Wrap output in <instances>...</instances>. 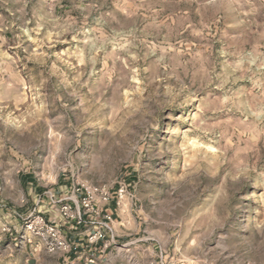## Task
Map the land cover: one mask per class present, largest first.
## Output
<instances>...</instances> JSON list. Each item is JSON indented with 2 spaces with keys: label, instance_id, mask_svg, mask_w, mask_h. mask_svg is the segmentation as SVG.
I'll return each instance as SVG.
<instances>
[{
  "label": "rangeland",
  "instance_id": "1",
  "mask_svg": "<svg viewBox=\"0 0 264 264\" xmlns=\"http://www.w3.org/2000/svg\"><path fill=\"white\" fill-rule=\"evenodd\" d=\"M24 176L127 187L96 264H264V0H0V264H87Z\"/></svg>",
  "mask_w": 264,
  "mask_h": 264
},
{
  "label": "built area",
  "instance_id": "2",
  "mask_svg": "<svg viewBox=\"0 0 264 264\" xmlns=\"http://www.w3.org/2000/svg\"><path fill=\"white\" fill-rule=\"evenodd\" d=\"M126 189V186L120 185L115 192H111L106 187L73 183L66 195L47 192L51 203L57 206L59 214L66 223H69V227L82 225L83 216L88 217L89 224L96 227L95 230L89 229L86 235L87 244L95 253L87 258V264H96V254L117 246L114 232L115 212L107 208L114 204L117 209L126 195ZM19 218L26 222V229L32 236L39 237L45 242L48 252L69 251L65 232L49 224L35 209L25 217ZM98 242L100 245H97Z\"/></svg>",
  "mask_w": 264,
  "mask_h": 264
},
{
  "label": "crops",
  "instance_id": "3",
  "mask_svg": "<svg viewBox=\"0 0 264 264\" xmlns=\"http://www.w3.org/2000/svg\"><path fill=\"white\" fill-rule=\"evenodd\" d=\"M65 180L66 178H62L61 181L57 182L56 184L53 183L52 186L39 188L32 176H24L20 185L22 188L28 189V191L31 190L33 193V210L35 209L37 212L42 214L49 224L54 225L65 232V238L69 243V251L64 253L67 255V259H87L93 256L95 253L92 251L93 249L90 248L91 246H88L86 235L89 229L95 230L96 227L89 224L88 217L86 216H83L84 223L82 225L69 227V223H66L63 220L59 214L57 206H54L51 203L47 194V192L59 195L68 194L73 183L70 184ZM107 209H110L115 213L117 211L114 204H111ZM97 245H100V242H98Z\"/></svg>",
  "mask_w": 264,
  "mask_h": 264
}]
</instances>
